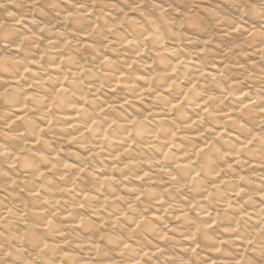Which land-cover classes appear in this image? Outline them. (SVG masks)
Returning a JSON list of instances; mask_svg holds the SVG:
<instances>
[{"label":"clouds","instance_id":"9594fccd","mask_svg":"<svg viewBox=\"0 0 264 264\" xmlns=\"http://www.w3.org/2000/svg\"><path fill=\"white\" fill-rule=\"evenodd\" d=\"M0 264H264V0H0Z\"/></svg>","mask_w":264,"mask_h":264}]
</instances>
